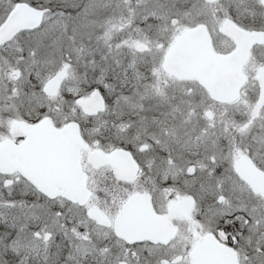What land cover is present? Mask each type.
Here are the masks:
<instances>
[{
  "label": "snow or ice",
  "instance_id": "6c2138e0",
  "mask_svg": "<svg viewBox=\"0 0 264 264\" xmlns=\"http://www.w3.org/2000/svg\"><path fill=\"white\" fill-rule=\"evenodd\" d=\"M0 264H264V0H0Z\"/></svg>",
  "mask_w": 264,
  "mask_h": 264
}]
</instances>
